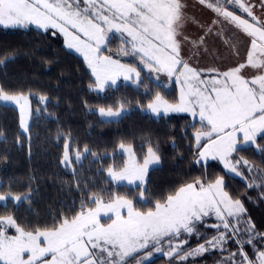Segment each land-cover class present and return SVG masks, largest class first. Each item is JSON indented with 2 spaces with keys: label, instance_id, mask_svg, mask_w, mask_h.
<instances>
[{
  "label": "snow or ice",
  "instance_id": "1",
  "mask_svg": "<svg viewBox=\"0 0 264 264\" xmlns=\"http://www.w3.org/2000/svg\"><path fill=\"white\" fill-rule=\"evenodd\" d=\"M199 3L206 4L217 15L214 25L228 22L252 37L246 63L222 72L190 66L181 55L184 42L189 41L183 33L186 16L183 0H0V26L35 25L45 32L55 29L62 33L67 47L79 52L91 69L95 81L89 87L100 92L115 85L120 77L134 84L142 83L136 67L102 51L108 44L109 33H120L124 47L118 49V54L136 56L149 72L174 76L181 84L178 103H169L157 93L147 108L156 115L186 112L198 117L201 129L195 132L194 142L199 159H219L229 172L241 176V166L249 172L257 169L243 157L232 159L233 153L253 146L264 155V146L257 143L258 137L264 141V17L254 14L255 5L249 0H199ZM260 7L264 9V0H260ZM237 10L248 18L238 15ZM208 31H212L211 26ZM203 40L200 37L191 43L198 47ZM7 58L5 55L0 59V64ZM245 68L257 72L248 78L243 74ZM204 71L215 75L202 79ZM38 99L44 103L48 98L40 95ZM0 101L19 106L20 123L27 132L31 114L28 96L10 94L0 88ZM123 108L124 104L116 111L101 107L99 113L117 117ZM119 147L128 153L129 161L119 171L108 169V175L115 180L143 183L148 166L160 162V156L151 147L142 164L137 163L131 145L121 143ZM84 152H88L87 147ZM75 157L79 161L81 152L77 150ZM62 163H72L68 144ZM143 196L141 192V199ZM90 198L95 207L85 208L82 201L77 214L61 217L51 226L33 231L25 230L10 215L0 216V264H131V260L143 264L153 252L163 251L164 243L169 246L165 253L168 257L185 261L210 249L223 252L228 240L239 233L237 225L246 212L243 203L224 190L223 177L207 183L200 179L188 183L163 201H156L147 211L135 209L131 199L119 195L105 201L99 194L91 193ZM6 199L0 195V201ZM14 200L19 202L21 197L15 196ZM123 209H127L126 216L122 215ZM101 213L109 217V222L101 223ZM210 215L219 221L210 225L217 229L218 235L206 237L205 243L194 248H184L189 237L199 236L198 225L208 226L205 217ZM9 228H14L16 235H8ZM245 232L251 235L235 241L238 252H229L224 264H264V247L253 243L257 237L264 240V233L256 232L250 221ZM245 245L252 247V256L245 251Z\"/></svg>",
  "mask_w": 264,
  "mask_h": 264
},
{
  "label": "trees",
  "instance_id": "2",
  "mask_svg": "<svg viewBox=\"0 0 264 264\" xmlns=\"http://www.w3.org/2000/svg\"><path fill=\"white\" fill-rule=\"evenodd\" d=\"M237 14L245 17L239 10ZM108 43L106 49L111 50L105 49L104 54L124 46L118 34L111 36ZM5 55L7 60L0 64V88L10 94L29 95L32 115L26 133L21 128L19 110L0 102V195L22 196L19 202L12 198L0 202V216L10 215L25 230L33 231L77 214L82 201L85 208L93 207L91 193L105 201L117 195L129 197L136 207L147 211L156 201H163L188 183L197 179L207 183L223 177L224 190L246 209L237 225L240 231L228 240L227 250H214L192 263L213 264L222 255L238 251L235 241L251 235L245 232L249 221L256 232L264 233V155L253 146L233 154L232 159L243 157L257 169L249 172L241 166V176L226 172L214 161L198 163L199 150L194 142L195 132L201 129L198 119L188 113L157 118L144 111L157 93L172 104L178 103L176 84L166 88L141 67L142 83L120 82L103 92L94 91L89 85L95 78L84 58L70 50L60 36L34 27L0 26V59ZM131 63L140 66L136 61ZM40 95L47 101L41 103ZM120 104L128 109L120 119L101 118V107L116 110ZM68 143L72 154L88 149L81 161L72 159V167L62 163ZM121 143L131 145L140 160L149 147L160 156L161 164L149 173L144 201L139 197V185H119L106 174L107 168H121L126 163ZM260 144L264 146V141L260 140ZM205 220L208 226L198 225L199 236L189 237L184 248H194L205 243L206 237L218 235L210 225L219 221L214 216ZM7 234L16 235L15 229H7ZM253 243L264 247L259 237ZM245 251L249 256L253 254L251 246L245 245ZM168 263L159 257L147 264Z\"/></svg>",
  "mask_w": 264,
  "mask_h": 264
},
{
  "label": "rangeland",
  "instance_id": "3",
  "mask_svg": "<svg viewBox=\"0 0 264 264\" xmlns=\"http://www.w3.org/2000/svg\"><path fill=\"white\" fill-rule=\"evenodd\" d=\"M183 2L185 4V6H186L185 9H184V11L186 13V16H185V24H184V28H183V33H184V35H187L189 37V41H185L184 42L183 47H182V51H181V55L185 59V61L190 64V66H192L194 68H197V69H201V70L213 69L214 68V69H218L219 71L222 72V71L228 70V69H230L232 67H235L238 64L246 63L247 55H248L249 51L251 50L252 37L247 36L241 30L235 28L231 23H228V22L217 23V24L214 25L213 21L218 19L217 15L210 8H208L205 4L199 3V0H183ZM249 2L252 3L253 5H255V7L253 9L254 14L257 15L258 17H264V9H262L260 7V0H249ZM244 14H245V17L248 18L247 14L246 13H244ZM210 26L212 27V31L211 32L208 31ZM1 27H4V26H1ZM29 27L36 28L35 25H30ZM4 28H6V27H4ZM7 28H12V27H7ZM18 28H23V27H18ZM40 30H43V29H40ZM48 31H51L52 33H55L54 35L60 36L61 39L66 44V39H65V37L63 36L62 33H59L55 29H49ZM115 34L121 35L120 33H116V32L109 33V40H110V37L114 36ZM124 35L126 36V34H124ZM200 37H204L203 44L199 45L198 47H193L191 41L198 40ZM108 45H109V43L106 45V48L108 47ZM122 47H124V46H122ZM106 48H102V51H105ZM70 50L76 52L74 49H70ZM76 53L78 55H80L81 57H83L79 52H76ZM106 55H110L114 59L120 60L121 63H125V64H129L131 66H134V67L137 68L138 71H140V68L142 67L145 70V72L147 73V75L153 81H155V82H157L159 84H162L166 88H170L172 85H174V83H172L171 81L176 80V78L174 76L173 77H169L163 72H161V73L149 72L147 70V68L144 67V65L140 63L138 57H136V56L120 55V54H118V51H116V50L114 52H112V53L110 52V54L106 53ZM257 58H259V57H257ZM131 61L132 62L136 61L137 64H140V66H137V65L131 63ZM256 72H257V70H254L252 68H245L243 74L246 77L251 78L253 75L256 74ZM205 73H208V72L207 71L202 72V74H201V78L202 79L211 78V77H208L207 75H204ZM204 76H206V77H204ZM120 82L132 83L131 80H127L126 81V80L123 79V77H120V78L117 79L116 84L115 85H111V86H116ZM177 84H178L177 87L179 89V97H180L181 84L178 83V82H177ZM106 88H108V87H106ZM98 92H100V91H98ZM27 96L30 99L29 95H27ZM161 96L163 97V95H161ZM163 98L165 100H167L165 97H163ZM0 102L4 103V104H7V105L14 106L20 112V108H19L18 105L14 104V103H11V102H2V101H0ZM30 109H31V106H30ZM116 110H118V109H116ZM116 110H114V111H116ZM144 111L147 112V113H150L151 115H153L154 117H157V118L160 117V116H163V115H169V114L176 113V112H169L167 114H164L163 112H161L160 115H156L155 113H152L147 108V105H146V107H144ZM98 112H99V110H98ZM127 112H128V109L127 108H123L121 110V114L119 116H117V117H104V116H101V115L100 116H101V118L106 119V120H117V119H120ZM180 113H186V112H180ZM188 114H190V113H188ZM31 115H32V110H31V114L28 116V119H27L28 130H29V126H30ZM194 119H198L199 120L198 117H196ZM20 120H21V113H20ZM21 128H22V126H21ZM22 130L24 131L23 128H22ZM202 141H204V140H202ZM202 141H201V143H202ZM257 143L260 144L259 137L257 138ZM68 150H69V156H70L71 161H72L73 158L76 159L75 152L77 150L74 152V154H72L71 151H70L69 143H68ZM120 151L125 154L126 163L121 168H115L113 166L109 167V168H112L113 170H116V171H119V170L123 169L124 167H126L127 164H128V161H129L128 153L123 151L121 148H120ZM133 151H134V149H133ZM147 153H148V149H147ZM147 153H146V155H147ZM85 154H86V152H84V150H83L81 152V157H80L79 161L82 160V158H83V156ZM134 154H135V152H134ZM233 154H235V153H233ZM135 159H136L137 163H141V164L143 163V159L140 160L139 157L136 154H135ZM198 160H199L198 163H202V164H207L208 162L214 161V162L218 163L226 172H229L228 169L224 166V163L222 161H220L219 159L213 160L211 158H208L207 160H200L199 157H198L197 161ZM160 164H161V162H159L158 164H150L148 166V171H147V174H146V176L144 178V182L143 183H141L139 180H137V181H135L134 183H131V184L128 183L127 180H115V179H113L112 177H110L108 175V169L109 168H107L106 174H107L108 178L111 179L116 184L126 185V186H129V187H135V186L139 185L141 187V192L144 193V189H145V186H146V183H147V180H148V176H149V173H150L151 169L159 166ZM63 166L64 167H72L73 164L71 163L70 165H65L63 163ZM229 173H231V172H229ZM231 174L236 175L235 173H231ZM5 197L14 199L15 196L14 195L13 196L8 195V196H5ZM20 197L22 198V196H20ZM123 197H125V196H123ZM139 197H140V195H139ZM125 198L130 199L129 197H125ZM144 199H145V196H143L142 199L140 197V200L144 201ZM0 202H6V201H0ZM133 206H134L135 209H137L139 211H144V210L136 207L134 201H133ZM93 207H95V206H93ZM126 214H127V209H123L122 210V215L126 216ZM243 214L241 215V217L243 216ZM110 215L111 214H109V216ZM210 216H214V215H210ZM234 219L235 218H233V220ZM100 220H101V223H107V222H109V217L104 215L103 213H101ZM168 247L169 246H168L167 243L162 244L163 251H161V252H153V255L150 258H148L147 260L143 261V264H147L148 262L153 261V260H155V259H157L159 257H164L167 261L169 260L168 264H195V263H192V262L195 261L196 259H198V258H200L202 256H205V255L213 252L214 250H219V249H210L209 251H207V252H205V253H203V254H201L199 256L189 257L185 261H180L176 257H171L170 258V257H168L165 254L167 249H168ZM225 250H227V245H225ZM144 251L146 252L148 250H144ZM235 252H238L237 249L235 250ZM136 255L138 257L141 256V254H139V253L136 254ZM250 256H252V255H250ZM227 257H228V255H225V256L222 255V258L221 259L218 258L215 261V263H213V264H224V262H225ZM238 259H239V255H237V260ZM131 264H137L136 260H131Z\"/></svg>",
  "mask_w": 264,
  "mask_h": 264
},
{
  "label": "crops",
  "instance_id": "4",
  "mask_svg": "<svg viewBox=\"0 0 264 264\" xmlns=\"http://www.w3.org/2000/svg\"><path fill=\"white\" fill-rule=\"evenodd\" d=\"M204 75H207L208 77H212V76H214L215 75V73H210V72H208V73H205ZM204 77H206V76H204ZM172 83H174V84H176L177 86H178V84H177V81L176 80H173V81H171Z\"/></svg>",
  "mask_w": 264,
  "mask_h": 264
}]
</instances>
